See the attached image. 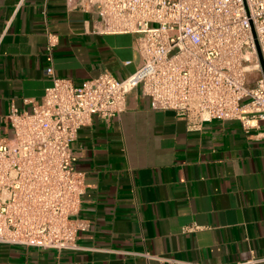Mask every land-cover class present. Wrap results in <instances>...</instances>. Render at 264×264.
<instances>
[{"label": "crops", "instance_id": "1", "mask_svg": "<svg viewBox=\"0 0 264 264\" xmlns=\"http://www.w3.org/2000/svg\"><path fill=\"white\" fill-rule=\"evenodd\" d=\"M98 20L66 0H0V137L14 135L11 103L30 110L52 83L48 29L59 35L56 75L77 85L141 64L137 34L100 31ZM126 103L108 120L94 115L72 142L86 182L81 247L0 242V264H264L263 128L221 118L192 128L154 108L141 85Z\"/></svg>", "mask_w": 264, "mask_h": 264}, {"label": "built area", "instance_id": "2", "mask_svg": "<svg viewBox=\"0 0 264 264\" xmlns=\"http://www.w3.org/2000/svg\"><path fill=\"white\" fill-rule=\"evenodd\" d=\"M99 14L98 30L133 32L141 64L128 76L109 70L77 85L56 75L59 35L46 32L52 77L30 110L11 103L12 137H0V242L69 250L88 222L78 217L85 174L72 142L94 115L126 108L138 85L156 109L184 115L192 128L215 118L264 132V0H66ZM128 60L127 62H129ZM199 227L188 226L187 229ZM148 254V253H145ZM150 255V254H148Z\"/></svg>", "mask_w": 264, "mask_h": 264}, {"label": "water", "instance_id": "3", "mask_svg": "<svg viewBox=\"0 0 264 264\" xmlns=\"http://www.w3.org/2000/svg\"><path fill=\"white\" fill-rule=\"evenodd\" d=\"M257 50H258L259 58H260L263 73H264V57H263V54L261 52V49H260V46L258 45V43H257Z\"/></svg>", "mask_w": 264, "mask_h": 264}]
</instances>
